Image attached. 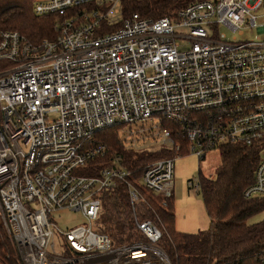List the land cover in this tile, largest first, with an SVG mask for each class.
I'll use <instances>...</instances> for the list:
<instances>
[{"label": "built area", "instance_id": "obj_1", "mask_svg": "<svg viewBox=\"0 0 264 264\" xmlns=\"http://www.w3.org/2000/svg\"><path fill=\"white\" fill-rule=\"evenodd\" d=\"M92 1L98 7L83 20L58 22L55 39L0 33V61L11 62L0 68V218L23 264H172L154 221L136 218L143 238L126 244L96 226L105 190L123 181L134 207L140 187L94 134L155 118L161 147L183 148L165 119L200 160L228 143L258 144L245 196H264V0H198L174 18L133 14L113 32H100V21L117 19L120 0H37L34 11L66 15ZM223 26L260 34L229 39ZM174 158L147 164L139 185L174 194ZM189 185L199 192L200 178ZM63 209L90 224L60 230L66 239L57 243L52 213Z\"/></svg>", "mask_w": 264, "mask_h": 264}, {"label": "trees", "instance_id": "obj_2", "mask_svg": "<svg viewBox=\"0 0 264 264\" xmlns=\"http://www.w3.org/2000/svg\"><path fill=\"white\" fill-rule=\"evenodd\" d=\"M36 1L0 0V33L4 30H18L32 42L55 39L60 33V20L70 16L83 20L82 14L98 7L92 1L70 8L66 15H39L34 11ZM195 1L198 0H120V17L114 21L102 19L99 31L113 32L133 14L155 20L174 18L179 10ZM100 8L107 13L110 4ZM10 64L8 61H0V68ZM161 126L170 129L176 142L179 139L182 141V150L177 152L165 145L155 150H135L127 146L122 136L126 124H116L94 134L96 142L108 147L106 159L120 155L122 166L133 171L136 185L140 187V199L134 207L123 181L105 190L96 221L98 229L108 234L115 244L132 243L143 238L136 218L139 221L151 220L162 231L157 244L168 254L172 264H264V219L251 222L252 217L264 211V196H245V190L254 181L260 160V146L228 143L219 149L222 163L216 177L199 176L200 192L211 220L210 226L197 232L181 231L176 228L175 195L156 193L139 185L147 164L190 152L188 142L178 133L177 124L162 119ZM0 264H23L1 218Z\"/></svg>", "mask_w": 264, "mask_h": 264}, {"label": "rangeland", "instance_id": "obj_3", "mask_svg": "<svg viewBox=\"0 0 264 264\" xmlns=\"http://www.w3.org/2000/svg\"><path fill=\"white\" fill-rule=\"evenodd\" d=\"M114 18L120 17V6L112 11ZM262 18L259 19L261 21ZM229 39L236 36L239 40L254 39L260 33L257 29L245 30L244 34L233 31L226 26L221 27ZM157 119H150L144 123H138L132 128H125L122 136L127 145L137 150L149 149L155 150L161 147L164 139L158 126ZM222 163V156L218 149L207 154L204 160H200L196 155L187 153L174 158V195L176 207V228L186 232H197L208 229L210 226V217L205 207L202 193L196 192L189 185V180L198 178L200 174L209 178L217 175V170ZM53 229L56 234V242H64L66 237L60 230L67 231L77 226H89V220L80 211H71L68 209L57 210L52 213ZM264 219V211L252 217L251 222H257ZM58 250H62L57 247Z\"/></svg>", "mask_w": 264, "mask_h": 264}]
</instances>
